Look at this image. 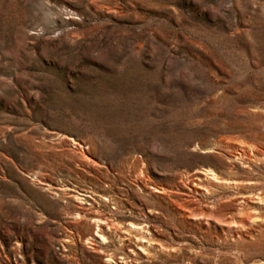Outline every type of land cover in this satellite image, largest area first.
Returning <instances> with one entry per match:
<instances>
[{"label": "rangeland", "instance_id": "1", "mask_svg": "<svg viewBox=\"0 0 264 264\" xmlns=\"http://www.w3.org/2000/svg\"><path fill=\"white\" fill-rule=\"evenodd\" d=\"M0 264H264V0H0Z\"/></svg>", "mask_w": 264, "mask_h": 264}, {"label": "bare ground", "instance_id": "2", "mask_svg": "<svg viewBox=\"0 0 264 264\" xmlns=\"http://www.w3.org/2000/svg\"><path fill=\"white\" fill-rule=\"evenodd\" d=\"M75 144H77L76 142H74ZM203 174H205V176H207V177H209V175H211L210 176V179H212V180H216V181H218V182H226L225 180H223V181H220L218 178H217V176H216V174L212 171V170H209V169H207V170H203V171H201ZM200 178V177H199ZM198 179V178H197ZM228 184H237V182H235V181H232V182H230V181H228ZM79 200H80V198H78ZM79 214H81V213H78V216H80ZM82 215V214H81ZM83 217V215L82 216H80V218H82ZM93 222L94 223H96L97 225V231H96V233H95V235L103 242V243H105L106 241H107V239H106V237L101 233V230H102V228H101V225L100 224H103V225H106V221L105 220H101V219H97V218H95L94 220H93ZM129 227H130V229H133L134 231H137V232H140V230H142V227L141 226H138V225H134V224H131V225H129ZM100 232V233H99ZM136 241H137V243H138V245L140 246L139 247V249L140 250H142V251H144V246H145V243H149L150 241L145 237V236H140V237H138V238H136ZM110 261H113L111 258L109 259Z\"/></svg>", "mask_w": 264, "mask_h": 264}]
</instances>
